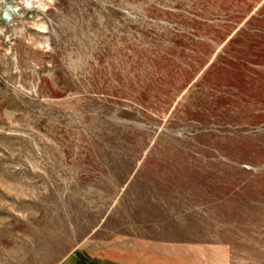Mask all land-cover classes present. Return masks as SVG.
I'll use <instances>...</instances> for the list:
<instances>
[{
    "label": "rangeland",
    "instance_id": "rangeland-1",
    "mask_svg": "<svg viewBox=\"0 0 264 264\" xmlns=\"http://www.w3.org/2000/svg\"><path fill=\"white\" fill-rule=\"evenodd\" d=\"M0 264H264V0H0Z\"/></svg>",
    "mask_w": 264,
    "mask_h": 264
},
{
    "label": "built area",
    "instance_id": "built-area-1",
    "mask_svg": "<svg viewBox=\"0 0 264 264\" xmlns=\"http://www.w3.org/2000/svg\"><path fill=\"white\" fill-rule=\"evenodd\" d=\"M12 13H13V11L12 10H4L3 12H2V15L0 16V19H2V20H10L11 19V17H12Z\"/></svg>",
    "mask_w": 264,
    "mask_h": 264
}]
</instances>
